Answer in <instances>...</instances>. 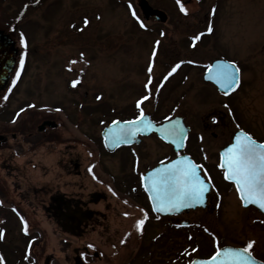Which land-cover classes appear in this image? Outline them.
<instances>
[{"label": "flooded vegetation", "instance_id": "flooded-vegetation-1", "mask_svg": "<svg viewBox=\"0 0 264 264\" xmlns=\"http://www.w3.org/2000/svg\"><path fill=\"white\" fill-rule=\"evenodd\" d=\"M139 16L158 22L141 11ZM22 57L25 66L19 81L0 91V264H62L52 248L57 232L65 264H189L211 257L217 240L221 247L239 248L255 241L252 254L264 262V242L256 237L264 231V214L243 205L234 183L225 180L219 168L221 151L233 142L237 130L264 143V133L244 125L237 107L228 102L225 120L212 114L203 121L212 145L190 126L179 151L154 132H141L129 144L110 147L103 131L114 121L136 119L138 98L118 108L108 97L92 98L87 91L69 98L35 95L33 90L14 108L11 97L26 72L28 53L26 57L21 53L19 60ZM236 63L241 82L235 92L224 96L230 100L244 81ZM142 107L157 123L167 119L158 115V106ZM217 135L222 143L215 147ZM153 151L160 153L157 158ZM182 155L204 165L212 190L202 205L156 213L143 178L160 167V161ZM223 211L228 216L224 220ZM145 212L148 219L141 233L136 224Z\"/></svg>", "mask_w": 264, "mask_h": 264}, {"label": "rangeland", "instance_id": "rangeland-1", "mask_svg": "<svg viewBox=\"0 0 264 264\" xmlns=\"http://www.w3.org/2000/svg\"><path fill=\"white\" fill-rule=\"evenodd\" d=\"M180 2L187 15L177 0H149L168 15L166 23H158L139 16V0H0V27L10 30L11 23L22 16L12 34L22 54L28 52L26 72L11 97L13 107L33 90L35 95L69 98L87 91L92 98L101 95L124 107L148 94L145 85L155 51L151 102L145 101L144 106H158L159 116H183L195 132L204 133L207 144L210 130H203V121L212 114L225 120L228 102L238 108L244 125L264 133V0ZM137 17L146 27L140 26ZM20 33L28 42L27 49ZM200 33L204 35L194 41ZM218 57L238 61L243 68V84L231 100L202 78L205 66ZM177 63L180 69L165 81ZM74 80L82 81L80 89L71 86ZM45 86L51 87L43 91ZM69 129L81 136L76 128ZM216 139L218 147L222 138L217 135ZM158 154L153 151L154 158ZM222 218H228L225 211ZM211 219H207L209 225ZM60 237L58 232L52 237V248L65 264ZM256 237L264 242V231Z\"/></svg>", "mask_w": 264, "mask_h": 264}, {"label": "snow or ice", "instance_id": "snow-or-ice-1", "mask_svg": "<svg viewBox=\"0 0 264 264\" xmlns=\"http://www.w3.org/2000/svg\"><path fill=\"white\" fill-rule=\"evenodd\" d=\"M177 3L180 4V10L187 15L184 4L180 0H177ZM212 11L214 14L215 9ZM135 15V12H133V16ZM137 20H139L138 17ZM88 23L87 18H85L84 24L87 26ZM139 23L142 28L146 27L143 21H139ZM207 31L211 33L213 31L212 27L209 26ZM203 35L204 33H200L193 37V40L197 41ZM20 38L24 48L27 49L28 42L23 33H20ZM158 44L159 41H157ZM192 46L195 47V43ZM26 55L25 52L24 56L26 57ZM155 55L154 51L153 63L148 67L150 75L148 83L145 85L148 94L136 102V107L139 109L136 119L125 121L123 126H121L120 121L113 122L116 127L108 133L113 144H129L139 133L150 132L154 127L152 121L147 118L142 105L151 97V73ZM81 56H83V53H81ZM72 63H76V61H72ZM188 63H193V61H188ZM24 66L25 59L22 57L19 60V68L15 72V79L12 81L13 86L19 81ZM180 67L181 63L173 66L168 76L164 77V80L167 81L168 77L176 73ZM239 72V67L234 63L217 64L209 67L207 79L215 80L222 89H225L227 95L229 90L235 91L239 88ZM80 83V80H74L71 86L75 88ZM160 87H163V84ZM3 99L7 100L8 97L4 96ZM97 99H100V97H97ZM30 107H35V105H30ZM167 119L170 123L159 129V131L162 133L163 138L175 145L176 148H183L185 146L186 130L179 120L173 122L171 117H167ZM213 122L218 123L215 118ZM201 139L203 138L201 137ZM221 155L222 160L219 168L223 170L224 179L234 183L242 203L245 206L255 205L264 210V143H258L247 133H240L235 136V142L227 147ZM205 159H207L206 156ZM143 179L145 181L144 188L150 194L152 207L156 213H171L197 204L202 205L205 203L208 193L212 190L210 187L212 178L206 174L204 165L198 164L189 156H179L167 163L160 161V167L155 168ZM147 219L148 214L145 212L143 218L137 221L136 228L141 233H143ZM24 230L25 232L28 230L26 222ZM0 238H2V235H0ZM255 243V241H249L244 248H223L217 240L215 252L209 259L202 261L193 259L190 264H257L255 257L252 255ZM193 251L197 250L193 249ZM2 260L3 257L0 256V261Z\"/></svg>", "mask_w": 264, "mask_h": 264}, {"label": "water", "instance_id": "water-1", "mask_svg": "<svg viewBox=\"0 0 264 264\" xmlns=\"http://www.w3.org/2000/svg\"><path fill=\"white\" fill-rule=\"evenodd\" d=\"M140 6H141L143 12L145 13L146 17H149L151 15H155L161 21L167 20V14L165 12L151 7L146 0H143L140 3ZM17 54H18V49L15 46V41L11 38V36L9 34H5L4 31L0 30V90L2 88H4L8 82L10 72L13 70V66L15 64V56ZM223 63L232 64V63H229L228 61H225V60H217V61L213 62V64L211 66H215L217 64H223ZM208 74H209V68L206 71V73L204 74V79L206 81H212V82L216 83L215 80L207 79ZM217 85H218L220 90L225 92V89H222L219 84H217ZM230 91L231 90H229V92ZM176 120H179L181 122V124L185 130L189 129L185 126L183 119L181 117H175L172 119L173 122ZM169 123H170L169 120L164 122L161 125H156L155 123H153V125H154L153 130L157 131L163 137V135L159 131V129H161L164 126H167ZM240 133H243V132L239 131L237 133V135ZM262 211H264V210H262ZM225 248H232V247H225ZM197 261H202V260L198 259ZM256 262H257V264H264V263L257 261V260H256Z\"/></svg>", "mask_w": 264, "mask_h": 264}, {"label": "bare ground", "instance_id": "bare-ground-1", "mask_svg": "<svg viewBox=\"0 0 264 264\" xmlns=\"http://www.w3.org/2000/svg\"><path fill=\"white\" fill-rule=\"evenodd\" d=\"M21 79H22V77H21ZM21 81V80H20ZM19 84V83H18Z\"/></svg>", "mask_w": 264, "mask_h": 264}]
</instances>
